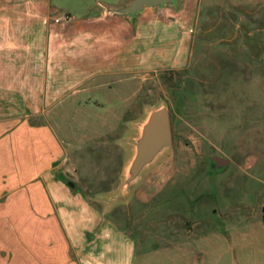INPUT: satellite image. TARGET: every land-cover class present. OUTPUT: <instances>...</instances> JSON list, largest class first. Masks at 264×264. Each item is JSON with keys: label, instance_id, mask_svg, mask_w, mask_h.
<instances>
[{"label": "rangeland", "instance_id": "obj_1", "mask_svg": "<svg viewBox=\"0 0 264 264\" xmlns=\"http://www.w3.org/2000/svg\"><path fill=\"white\" fill-rule=\"evenodd\" d=\"M258 4L203 8L191 39L181 32L178 40L176 29L160 31L151 42L157 57L128 58L111 76L83 80L86 62L63 63L60 97L43 116L64 146L65 182L132 233V264H198L200 253L211 264L233 254L239 232L256 227L253 213L264 207V6ZM246 10L256 11L253 19ZM176 52L179 61L172 59ZM161 101L169 107L172 148L144 170L131 194L107 206L130 155L124 138L132 122ZM215 157L228 163L216 166ZM115 250H106L108 259Z\"/></svg>", "mask_w": 264, "mask_h": 264}, {"label": "crops", "instance_id": "obj_2", "mask_svg": "<svg viewBox=\"0 0 264 264\" xmlns=\"http://www.w3.org/2000/svg\"><path fill=\"white\" fill-rule=\"evenodd\" d=\"M129 2L0 0V264H132L136 253L132 233L65 182L64 146L43 116L60 97L64 62H86L83 80L111 76L128 58L157 57L151 42L160 31L176 29L178 40L181 32L191 39L203 8L264 6V0H176L134 16L116 12ZM246 13L253 19L256 11ZM64 14L71 19L54 20ZM253 217L256 227L238 233L233 254L211 264H264L263 209ZM112 247L118 253L108 259ZM196 258L207 264L204 253Z\"/></svg>", "mask_w": 264, "mask_h": 264}, {"label": "water", "instance_id": "obj_3", "mask_svg": "<svg viewBox=\"0 0 264 264\" xmlns=\"http://www.w3.org/2000/svg\"><path fill=\"white\" fill-rule=\"evenodd\" d=\"M176 0H130L118 13L134 16L145 8L173 5ZM132 132L124 138V147L130 151L124 161L120 183L105 200L107 206L117 198H126L139 183L144 170L152 165L165 150L173 146V135L168 105L161 101L148 108L145 114L132 122ZM224 158L215 157L214 163L223 165ZM72 186V184H70Z\"/></svg>", "mask_w": 264, "mask_h": 264}, {"label": "built area", "instance_id": "obj_4", "mask_svg": "<svg viewBox=\"0 0 264 264\" xmlns=\"http://www.w3.org/2000/svg\"><path fill=\"white\" fill-rule=\"evenodd\" d=\"M71 16L68 14H64L62 17H56L54 20L55 21H60V20H70ZM263 211H264V207H263Z\"/></svg>", "mask_w": 264, "mask_h": 264}, {"label": "flooded vegetation", "instance_id": "obj_5", "mask_svg": "<svg viewBox=\"0 0 264 264\" xmlns=\"http://www.w3.org/2000/svg\"><path fill=\"white\" fill-rule=\"evenodd\" d=\"M170 118H171V116H170ZM214 165H216V166H220V165H217L216 163H214Z\"/></svg>", "mask_w": 264, "mask_h": 264}]
</instances>
